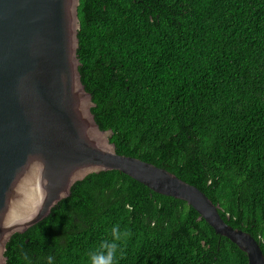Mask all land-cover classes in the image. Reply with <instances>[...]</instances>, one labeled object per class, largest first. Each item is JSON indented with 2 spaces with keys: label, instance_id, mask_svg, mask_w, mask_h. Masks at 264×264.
Wrapping results in <instances>:
<instances>
[{
  "label": "trees",
  "instance_id": "trees-1",
  "mask_svg": "<svg viewBox=\"0 0 264 264\" xmlns=\"http://www.w3.org/2000/svg\"><path fill=\"white\" fill-rule=\"evenodd\" d=\"M80 1L82 82L117 154L198 188L264 253V0ZM112 244L110 264H248L186 202L117 171L76 183L6 257L93 264Z\"/></svg>",
  "mask_w": 264,
  "mask_h": 264
},
{
  "label": "water",
  "instance_id": "water-1",
  "mask_svg": "<svg viewBox=\"0 0 264 264\" xmlns=\"http://www.w3.org/2000/svg\"><path fill=\"white\" fill-rule=\"evenodd\" d=\"M80 2L0 0V264H8L12 237L48 218L76 183L112 171L186 202L248 264H264L254 237L229 226L198 188L117 154L82 82Z\"/></svg>",
  "mask_w": 264,
  "mask_h": 264
},
{
  "label": "clouds",
  "instance_id": "clouds-1",
  "mask_svg": "<svg viewBox=\"0 0 264 264\" xmlns=\"http://www.w3.org/2000/svg\"><path fill=\"white\" fill-rule=\"evenodd\" d=\"M105 247H108L110 249L109 253H108V256L107 257H103V256H95L94 255L92 257L93 264H99L100 261H103V264H110L112 256L114 255V251H115L116 245L115 244L105 245Z\"/></svg>",
  "mask_w": 264,
  "mask_h": 264
}]
</instances>
